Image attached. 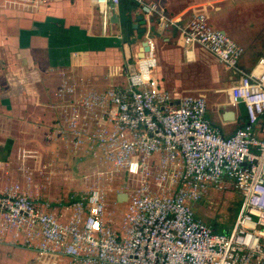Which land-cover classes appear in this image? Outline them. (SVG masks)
Listing matches in <instances>:
<instances>
[{
    "label": "built area",
    "instance_id": "obj_1",
    "mask_svg": "<svg viewBox=\"0 0 264 264\" xmlns=\"http://www.w3.org/2000/svg\"><path fill=\"white\" fill-rule=\"evenodd\" d=\"M51 1L56 0L5 4L35 11ZM88 1L103 26L120 4ZM128 1L144 18L149 51L136 57L124 87L84 90L63 77L53 106L58 116L45 135L122 174L127 201L119 228L107 219L99 189L69 197L71 213L63 220L48 203L8 184L0 190V241L11 235L34 250L39 264L57 257L71 264H264V57L241 71L244 48L214 29L204 13L181 23L159 1ZM153 29H173L186 52L200 48L239 74L227 89L225 106L236 111L240 99L246 125L225 135L207 118L204 96L184 95L175 102L161 89L154 77ZM25 157L38 158L36 152L23 154L21 167ZM226 184L241 201L232 230L220 233L197 217L192 205Z\"/></svg>",
    "mask_w": 264,
    "mask_h": 264
},
{
    "label": "crops",
    "instance_id": "obj_2",
    "mask_svg": "<svg viewBox=\"0 0 264 264\" xmlns=\"http://www.w3.org/2000/svg\"><path fill=\"white\" fill-rule=\"evenodd\" d=\"M156 1L181 23L195 13H204L214 29L244 48L239 60L241 71H249L264 57V0ZM114 14L118 23L110 21ZM126 15L118 6L103 26L98 9L88 0L51 1L47 7L35 11L8 6L5 0H0V179L13 155L21 162L23 154L35 152L19 148L13 134L21 131L29 134L36 129L49 131L56 120L55 92L63 77H69L84 90L126 86L127 75L134 69L141 42L145 40V33L138 34L132 29L127 40ZM130 15L128 25L137 23L136 9ZM150 39L157 59L154 77L175 102L184 95H202L193 93L183 68L196 64L207 71L223 67L200 48L186 52L173 29H153ZM224 70L228 73L221 80L227 98V89L240 76ZM224 112L210 122L223 134L231 135L243 123L224 121ZM27 160L25 157L24 166ZM6 185L0 182V190ZM48 204L50 211L63 220L69 217V199L64 204ZM196 205H192L194 211ZM35 261L33 249L15 243L11 235L3 236L0 264H39ZM43 264H71V260L57 257L46 259Z\"/></svg>",
    "mask_w": 264,
    "mask_h": 264
},
{
    "label": "rangeland",
    "instance_id": "obj_3",
    "mask_svg": "<svg viewBox=\"0 0 264 264\" xmlns=\"http://www.w3.org/2000/svg\"><path fill=\"white\" fill-rule=\"evenodd\" d=\"M183 69L182 73L194 90L193 93L205 96L210 121L217 120L222 112L228 111L224 107L227 98L221 80L228 72L223 67L207 71L204 66L196 64ZM47 130L13 134L19 148L37 152L38 158L28 159L25 166L21 167L18 156L13 155L0 182L18 184L31 198L56 205L66 203L72 195L85 193L92 188L99 189L106 202L107 219L112 221L113 228L117 230L126 207L125 203L115 199L118 194L126 193L123 185L126 180L122 174L101 167L90 155L72 153L64 140L45 138ZM201 197L195 203L196 216L209 225H218L221 233L231 230L241 201L234 187L226 184L221 189L203 193Z\"/></svg>",
    "mask_w": 264,
    "mask_h": 264
},
{
    "label": "water",
    "instance_id": "obj_4",
    "mask_svg": "<svg viewBox=\"0 0 264 264\" xmlns=\"http://www.w3.org/2000/svg\"><path fill=\"white\" fill-rule=\"evenodd\" d=\"M110 21L112 23H118L117 15L114 14L111 17ZM136 21H137V23H134L131 25H128V24L126 25V38H127V40L129 39V35H130L129 30L130 29L137 31L138 34H144L145 33L144 28L139 29L140 26L145 25L143 17L141 15H138L136 17ZM223 34H224V32H223ZM148 51H149L148 43L144 40L143 42H141V45L139 48V54L137 55V58H142L144 56V53H146ZM237 103H238L237 104V110L236 111H234V110L225 111L222 115V119L226 122L238 120L241 123L246 125L248 121H247V113H246L245 105L240 99L237 100ZM224 107H226V106L224 105ZM115 199H117L118 202L126 203L127 195L124 193H120L117 195V198H115Z\"/></svg>",
    "mask_w": 264,
    "mask_h": 264
},
{
    "label": "trees",
    "instance_id": "obj_5",
    "mask_svg": "<svg viewBox=\"0 0 264 264\" xmlns=\"http://www.w3.org/2000/svg\"><path fill=\"white\" fill-rule=\"evenodd\" d=\"M119 8H121V12H126V19H125V22L130 24V19H131V12L135 10V6L131 3V1H128V0H120V4H119ZM238 212V211H237ZM234 223V221H233ZM233 225V224H232ZM210 226L215 229L214 231L215 232H220L219 230H221L218 225L216 224H210ZM232 228V226H231ZM232 230V229H231ZM230 231V230H229ZM227 231V232H229ZM221 233V232H220Z\"/></svg>",
    "mask_w": 264,
    "mask_h": 264
}]
</instances>
